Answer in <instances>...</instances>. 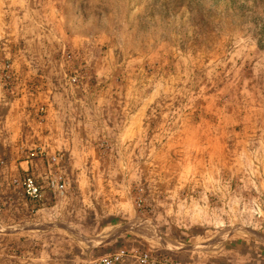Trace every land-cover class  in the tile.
I'll list each match as a JSON object with an SVG mask.
<instances>
[{"label": "rangeland", "instance_id": "1", "mask_svg": "<svg viewBox=\"0 0 264 264\" xmlns=\"http://www.w3.org/2000/svg\"><path fill=\"white\" fill-rule=\"evenodd\" d=\"M37 148L67 187L31 201ZM121 250L264 264V0H0V264Z\"/></svg>", "mask_w": 264, "mask_h": 264}, {"label": "built area", "instance_id": "2", "mask_svg": "<svg viewBox=\"0 0 264 264\" xmlns=\"http://www.w3.org/2000/svg\"><path fill=\"white\" fill-rule=\"evenodd\" d=\"M33 158L40 162H46L47 168L44 169V180L40 181L31 172L33 165ZM60 161L58 154H49L42 148L35 149L31 152L29 157L24 160V167H22V175L14 181L21 188L23 195L31 201H41L45 199V192L51 195H61L65 192L67 181L65 175L59 171L57 164ZM128 254L121 250L111 254L103 255L93 261V264H119ZM139 264H155L161 260L159 256H151L147 252H138L133 255Z\"/></svg>", "mask_w": 264, "mask_h": 264}, {"label": "bare ground", "instance_id": "3", "mask_svg": "<svg viewBox=\"0 0 264 264\" xmlns=\"http://www.w3.org/2000/svg\"><path fill=\"white\" fill-rule=\"evenodd\" d=\"M145 226L146 225H144L141 220H138L137 219V220H134L133 222H131L129 227L131 229H133L134 231L141 233L145 238H147V239H149V240H151L153 242H156V243L162 245L165 248L176 249L178 247H182V245L179 244V243H175L173 241H169V240H166V239L161 238L160 236H158V234L154 230L149 229V228H146ZM119 232L120 231L118 229L111 230V232H109L108 234H106L105 236H103L101 239H99V242H107L109 240H112L113 237H115L116 235L119 234ZM222 235H224V233H222L221 236ZM93 244H96V243H93ZM221 244H222V240L221 241L219 240V241L213 242L212 244L206 245L204 247H205V249L207 248L209 250L211 248L218 247Z\"/></svg>", "mask_w": 264, "mask_h": 264}]
</instances>
